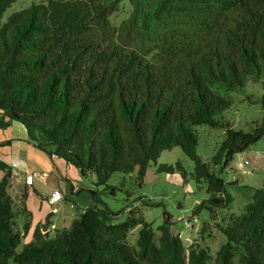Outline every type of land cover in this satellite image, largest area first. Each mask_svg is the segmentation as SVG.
Listing matches in <instances>:
<instances>
[{
	"label": "trees",
	"instance_id": "1",
	"mask_svg": "<svg viewBox=\"0 0 264 264\" xmlns=\"http://www.w3.org/2000/svg\"><path fill=\"white\" fill-rule=\"evenodd\" d=\"M16 1L0 0V128L20 123L33 146L74 166L81 177L93 175L95 185H107L115 172L136 173L142 184L149 164L179 146L194 161L190 178L208 193L193 215L207 210L225 237L214 264H264V188H251L239 214L221 212L233 198L220 173L264 136V91L258 99L263 117L251 131L218 119L232 105L229 93L264 74V0H128L129 15L118 25L110 16L122 0H39L3 21ZM197 125L225 128L208 162L195 152ZM157 170L188 174L180 161ZM0 171V264L211 259L200 241L186 246L173 233L167 211L156 237L135 211L115 222L118 212L98 206L85 207L53 237L37 225L18 250L32 219L27 190L17 207L9 189L12 168L0 159ZM23 215L30 220L20 232Z\"/></svg>",
	"mask_w": 264,
	"mask_h": 264
},
{
	"label": "rangeland",
	"instance_id": "2",
	"mask_svg": "<svg viewBox=\"0 0 264 264\" xmlns=\"http://www.w3.org/2000/svg\"><path fill=\"white\" fill-rule=\"evenodd\" d=\"M38 1L18 0L14 2L4 12L3 21L12 11ZM130 9L128 0H122L119 3V10L110 16L111 23L113 25L120 24L123 19L128 17ZM263 82L264 74L257 81H247L242 90L229 93L233 101L232 105L223 110L218 115V119L228 123L233 129L251 131L256 124L261 122L263 117V109L258 101L264 91ZM194 128L198 136L195 152L203 161L208 162L224 138L225 128L208 125H197ZM0 131H4V129L0 128ZM176 161L181 162L188 173L187 177H183L180 171L168 173L157 170L162 163L174 165ZM69 167L71 170L67 174L74 177V171L77 170L72 165ZM193 168L194 161L185 155L179 146H174L169 150L162 151L157 160L149 164L142 184L137 182L136 173L115 172L109 178L107 185H95V178L91 174L85 177L79 176L80 181H76V183L74 181L76 187L80 186L78 192L71 195L70 188L67 187L65 193L70 196V201L63 200L55 204L56 210L46 208V214L43 210L45 221L39 222L38 227H40L41 233L48 227L49 236L53 237L57 232L69 228L71 222L79 216L85 207L98 206L118 212L114 219L115 222L124 221L128 216L127 211H129V215L135 211L133 215L135 217L142 216L147 222H150L156 237H158V226L163 223L164 211H167L172 216L171 230L173 233H178L186 246L195 240L200 241L207 248L211 257L207 264H214L216 253L220 245L225 242V237L216 228L215 221L209 220L207 210L202 209L195 215L192 213L197 204L208 197L204 183H200L198 186L190 178ZM212 168L216 172L220 169L219 166ZM220 173L226 181L225 191L233 198L229 208L221 210V212L239 214L250 200L251 188H264V136L247 150L235 154L230 165L223 168ZM55 177L52 176L51 180H54ZM112 186L115 187L114 194L110 192ZM92 191H95L96 195ZM10 193L18 207L22 203L21 194L16 193L15 189H12ZM191 216H195L197 221L194 222L190 218ZM186 218H190L189 226L184 224ZM26 220H30L26 215L21 216L18 220L20 232H22L20 227H23ZM31 220L29 229L32 226ZM203 227L205 230L200 235ZM139 229L140 225H137L130 231L129 242L135 243ZM32 238L33 234L29 241ZM28 239L29 237L24 235L18 245V250H21L23 245L29 242Z\"/></svg>",
	"mask_w": 264,
	"mask_h": 264
},
{
	"label": "crops",
	"instance_id": "3",
	"mask_svg": "<svg viewBox=\"0 0 264 264\" xmlns=\"http://www.w3.org/2000/svg\"><path fill=\"white\" fill-rule=\"evenodd\" d=\"M3 129L4 131H0V159L12 168L10 191L15 189L16 193L22 194L27 190L26 206L32 212V226L26 234L29 241L35 227L39 222L45 221L43 210L45 214L47 213L46 208L56 210L55 204L43 199V194L47 198L53 189H58L63 196L60 202L63 200L68 202L70 196L65 193V189L69 187L71 195L76 194L80 186L76 187L74 181L79 182L80 177L77 171H74V177L68 176L67 173L71 169L67 164L60 158L51 157L45 151L33 146L29 142L26 128L20 123L14 122ZM28 174L35 175L31 184L23 180ZM40 176L43 179H40ZM52 176L57 178L51 180ZM1 178L2 172L0 171ZM49 232L48 227L43 231L45 235Z\"/></svg>",
	"mask_w": 264,
	"mask_h": 264
},
{
	"label": "built area",
	"instance_id": "4",
	"mask_svg": "<svg viewBox=\"0 0 264 264\" xmlns=\"http://www.w3.org/2000/svg\"><path fill=\"white\" fill-rule=\"evenodd\" d=\"M40 179H43L42 176L39 177ZM35 179V175L33 174H28L25 176V179H23L27 184H31L33 182V180ZM45 194H43V199L52 203V204H57L59 203L62 199H63V196L60 192V190L58 189H53L50 194L48 195L47 198H45ZM55 210V209H54ZM194 222L197 221V218L195 216H191L190 217ZM190 218H186L184 219V224L186 226H189L190 225Z\"/></svg>",
	"mask_w": 264,
	"mask_h": 264
},
{
	"label": "water",
	"instance_id": "5",
	"mask_svg": "<svg viewBox=\"0 0 264 264\" xmlns=\"http://www.w3.org/2000/svg\"><path fill=\"white\" fill-rule=\"evenodd\" d=\"M46 235H48V233Z\"/></svg>",
	"mask_w": 264,
	"mask_h": 264
}]
</instances>
